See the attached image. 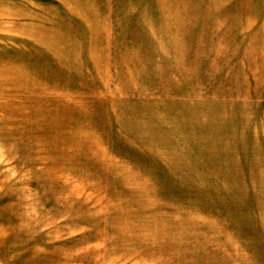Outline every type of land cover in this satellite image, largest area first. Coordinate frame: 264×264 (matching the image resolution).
I'll return each instance as SVG.
<instances>
[{
  "label": "rangeland",
  "instance_id": "rangeland-1",
  "mask_svg": "<svg viewBox=\"0 0 264 264\" xmlns=\"http://www.w3.org/2000/svg\"><path fill=\"white\" fill-rule=\"evenodd\" d=\"M0 264H264V0H0Z\"/></svg>",
  "mask_w": 264,
  "mask_h": 264
},
{
  "label": "bare ground",
  "instance_id": "bare-ground-1",
  "mask_svg": "<svg viewBox=\"0 0 264 264\" xmlns=\"http://www.w3.org/2000/svg\"><path fill=\"white\" fill-rule=\"evenodd\" d=\"M200 1H202V0H200ZM212 4V3H211ZM205 5V4H204ZM213 5V4H212ZM226 9V8H225ZM212 22V21H211Z\"/></svg>",
  "mask_w": 264,
  "mask_h": 264
}]
</instances>
